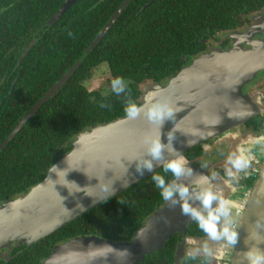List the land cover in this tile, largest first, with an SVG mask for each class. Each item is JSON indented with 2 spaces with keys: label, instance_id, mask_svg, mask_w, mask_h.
Wrapping results in <instances>:
<instances>
[{
  "label": "water",
  "instance_id": "95a60500",
  "mask_svg": "<svg viewBox=\"0 0 264 264\" xmlns=\"http://www.w3.org/2000/svg\"><path fill=\"white\" fill-rule=\"evenodd\" d=\"M113 26V22L105 26L82 60L26 114L21 126L31 121L69 82ZM263 70L260 54L240 50L214 52L198 59L168 86L144 89L136 116L127 115L82 132L74 139L73 149L50 168L41 183L0 206V248L15 241L28 246L42 242L180 157L185 172L173 185L189 189V203L193 207L200 208L196 192L209 186L223 198V180L196 167L185 154L205 141L231 132L252 117L255 108L251 99L242 94V87ZM150 109L160 112L161 118L149 119ZM12 139L13 136L1 146L0 153ZM157 139L164 147L160 159L155 160L148 148ZM146 160H151L153 168L141 174L138 168ZM194 223L182 212L181 202L166 201L132 241L115 243L98 236L73 238L55 246L42 264H141L162 251L176 235L187 237V230ZM234 246L230 264H247L244 254L249 249L264 250V164ZM184 247L177 251L175 264H180Z\"/></svg>",
  "mask_w": 264,
  "mask_h": 264
},
{
  "label": "flooded vegetation",
  "instance_id": "af4514ba",
  "mask_svg": "<svg viewBox=\"0 0 264 264\" xmlns=\"http://www.w3.org/2000/svg\"><path fill=\"white\" fill-rule=\"evenodd\" d=\"M71 1L0 0V108H12L19 99L25 106L23 100L29 101L35 97L32 94L56 85L60 80L49 88L52 77L56 79L64 72L66 59H73L81 48V33L86 24L106 26L113 22L132 29L138 25L149 45L163 49V53L155 55L157 61L153 63L157 64L148 72L143 71L138 100L144 89L168 86L198 59L214 52L240 50L260 54L264 60V0H76L70 5ZM101 67L87 81L90 92L112 90L111 82L115 78L109 67ZM97 80H103L104 84L90 89L91 83ZM242 94L251 99L255 110L250 119L231 131L236 137L227 140L225 134L220 135L201 143L185 156L213 178L225 179L233 185L231 189L245 187L246 192H252L258 178L254 170L258 167L261 170L264 164V70L242 87ZM243 137L260 139L262 147L252 153L247 170L241 165L236 170L232 163L235 155L232 143ZM247 145L243 150L250 148ZM235 173L239 176H229ZM176 179L174 176L171 184ZM23 195L1 201L0 206ZM235 217L230 212L226 219L236 232ZM188 230L187 237H178L177 250L185 246L180 264L189 261L207 264L202 250L205 244L212 252L211 264H230L234 245L226 239H209L198 224ZM31 247L17 241L4 245L0 248V264H18L16 260Z\"/></svg>",
  "mask_w": 264,
  "mask_h": 264
},
{
  "label": "trees",
  "instance_id": "16d2710c",
  "mask_svg": "<svg viewBox=\"0 0 264 264\" xmlns=\"http://www.w3.org/2000/svg\"><path fill=\"white\" fill-rule=\"evenodd\" d=\"M104 27L105 24H86L83 27L81 48L73 59H66L64 72L56 79L52 77L49 88L82 60ZM159 53H163V49L159 45H149L138 25L132 29L124 24H114L69 82L26 125L21 126L20 121L48 92V88L45 92L32 94L35 97L29 101L23 100L25 106L19 99L12 108H0V145L13 135L6 149L0 153V202L23 195L41 183L50 168L73 149L74 139L79 134L127 116L125 109L130 105L138 107V85L144 76L143 71L148 72L157 64L153 62L157 61L155 55ZM102 65L109 67L115 79H122L124 92L117 95L110 89L89 91L87 81ZM155 175L163 176L166 183H171L174 177L164 168ZM152 177L35 244L16 262L42 264L55 246L82 236H98L115 243L132 241L148 218L166 202ZM196 224L190 226L188 232ZM178 237L180 235L173 237L162 251L147 257L141 264H175Z\"/></svg>",
  "mask_w": 264,
  "mask_h": 264
},
{
  "label": "clouds",
  "instance_id": "9594fccd",
  "mask_svg": "<svg viewBox=\"0 0 264 264\" xmlns=\"http://www.w3.org/2000/svg\"><path fill=\"white\" fill-rule=\"evenodd\" d=\"M112 90L119 95L125 91V85L121 78H116L112 82ZM125 111L129 116L134 117L138 114V108L135 105L128 106ZM149 119L161 118V113L155 109H150L147 112ZM164 145L157 139L151 142L148 152L151 157L155 160L160 159L162 154V149ZM237 167L239 166L236 162ZM165 171H170L174 176L179 177L184 174V160L182 157L168 161L163 165ZM153 164L151 160L144 161L143 167L138 168V171L143 172V170L151 171ZM189 174L191 170L188 169ZM153 181L156 187L160 190V195L165 201H170L175 204L181 202V210L185 215L190 216L195 220L199 228L207 234L211 240L226 239L229 244L235 245L237 241V233L230 227V222L226 219L230 210L228 208V201L224 200L221 195L217 194L209 186L198 192H196L195 199L200 201V208L193 207L189 203L191 198L189 195V189L186 186L176 185L171 183H166L163 176L153 175ZM179 196V200L176 197ZM215 202V207L213 204ZM203 209V211L201 210ZM222 218H225L224 223L221 224ZM219 226V227H218ZM203 252L207 261V264H211L212 252L208 245H203ZM247 264H264V250L249 249L244 254Z\"/></svg>",
  "mask_w": 264,
  "mask_h": 264
},
{
  "label": "rangeland",
  "instance_id": "374dc122",
  "mask_svg": "<svg viewBox=\"0 0 264 264\" xmlns=\"http://www.w3.org/2000/svg\"><path fill=\"white\" fill-rule=\"evenodd\" d=\"M106 66H102L100 69L104 68ZM92 82V81H91ZM103 80H97V81H93V83H91L90 85V89H97L99 87H101L104 83ZM103 83V84H102ZM225 138L227 140H232L234 139L236 136L235 135H231V132L227 133L224 135ZM243 141V142H242ZM240 142H242V148L240 149ZM234 145L235 148V155L234 158H232V163H233V167L234 169L238 170L240 165L241 167H245V169L247 170L248 165L251 163L252 160V153H256V150H258L259 148L262 147V142L260 139H256V138H242L241 141L239 142H233L232 143ZM248 144V145H247ZM244 145L249 146L250 148H247V150H243ZM243 159V160H242ZM236 162H238L239 166L237 167ZM229 176H239L238 173H235L234 175H229ZM221 178V177H218ZM221 180H223L224 185H222L221 189L224 192V196L223 199L228 201V208L230 210V212L235 216V212L237 210L238 207H240L242 201L241 198L244 195V193L247 191V188L243 187L241 189H237L234 188L235 190L231 189V184L227 183L225 181V179L221 178ZM252 186V185H250ZM251 190V189H250ZM241 195V198L239 199ZM236 218V217H235ZM238 220L241 221V218H239ZM237 235H238V230L236 231Z\"/></svg>",
  "mask_w": 264,
  "mask_h": 264
},
{
  "label": "built area",
  "instance_id": "2783aa9c",
  "mask_svg": "<svg viewBox=\"0 0 264 264\" xmlns=\"http://www.w3.org/2000/svg\"><path fill=\"white\" fill-rule=\"evenodd\" d=\"M260 172H261L260 167H258L254 170V174L256 176H259ZM250 195H251V192H245L244 193V195L242 196V199H241L242 203H241L240 207H238L236 212H235V216L237 217V222L235 223L234 228L236 230H239V228H240L241 221L238 219L241 218V220H242V217H243L244 211L246 209V206L248 204Z\"/></svg>",
  "mask_w": 264,
  "mask_h": 264
}]
</instances>
